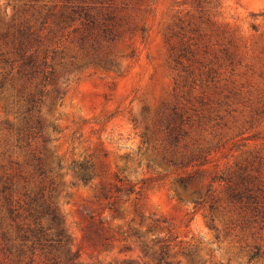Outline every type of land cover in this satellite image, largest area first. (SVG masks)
<instances>
[{
    "label": "rangeland",
    "instance_id": "rangeland-1",
    "mask_svg": "<svg viewBox=\"0 0 264 264\" xmlns=\"http://www.w3.org/2000/svg\"><path fill=\"white\" fill-rule=\"evenodd\" d=\"M26 8L55 81L0 62V148L40 117L79 262L264 264V0H0V58Z\"/></svg>",
    "mask_w": 264,
    "mask_h": 264
},
{
    "label": "trees",
    "instance_id": "trees-1",
    "mask_svg": "<svg viewBox=\"0 0 264 264\" xmlns=\"http://www.w3.org/2000/svg\"><path fill=\"white\" fill-rule=\"evenodd\" d=\"M25 11L29 15L13 21V30L5 33L11 38L13 54L2 56L0 62L17 63L21 70L26 68L24 73L28 78L43 72L42 86L27 94L25 99V112H39L47 92L46 85L55 81L54 50L43 47L42 55L39 54L43 39L49 35V32L44 34V30L54 12L49 8L42 17L40 12L38 16L30 13L29 8ZM4 79L0 78V94L3 93ZM5 124L16 132L14 137L6 138L0 148V264H82L78 260V251H71L69 247V235L53 201L56 189L51 175L53 167L46 165L44 150L31 149L40 137V117L34 124L17 127L7 121ZM178 137L179 134H173V142ZM16 150L24 152L22 160L14 156ZM195 159H203V156L162 157L171 165H184ZM166 248L167 245L162 247L158 264L169 263L165 260ZM123 264L134 263L124 261Z\"/></svg>",
    "mask_w": 264,
    "mask_h": 264
}]
</instances>
